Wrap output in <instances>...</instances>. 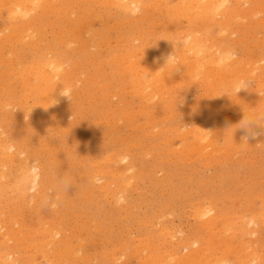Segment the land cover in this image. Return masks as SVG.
Here are the masks:
<instances>
[{
	"label": "bare ground",
	"instance_id": "1",
	"mask_svg": "<svg viewBox=\"0 0 264 264\" xmlns=\"http://www.w3.org/2000/svg\"><path fill=\"white\" fill-rule=\"evenodd\" d=\"M217 2L218 0H0V264H78L83 260L86 264L100 262L99 260L98 262L94 261V257L100 255L99 251L106 249H99L96 254L93 251L94 248L91 249L93 246L90 248L86 241L87 237L83 239L81 233L64 239L63 237L66 235L60 227V222L46 224L45 221L37 224L36 221H34L35 223L31 222L32 219L25 220L20 217L22 213L29 214L39 211L40 205L47 199L53 203L52 205L61 202L63 193L68 194L71 189H77L80 194L91 196H95L96 192H101L104 197H109L111 200L109 202L113 204H120L126 199L128 186L133 184L131 182L139 174L138 144L129 141L119 145L113 144L111 153L102 159L94 160V168L89 165L88 168H85L82 163L84 165L86 161L89 162V155L84 150L88 141L95 134L94 130L87 126L86 116L88 114L92 118H100L105 122H114L118 119L129 122L134 115L132 104H135L134 108L137 107L138 114L146 116L147 124L162 128L172 118L179 103L182 104L184 98L182 94L189 88L200 87L207 101L204 98L202 100L196 98L197 100L186 111H182V115L185 116L189 125L188 128L184 129L181 125L182 130H179V127L175 130L159 129L165 134V138L161 141L163 145L171 148L172 137L167 136L169 133H174L178 136L177 139L180 140V144L179 142L178 144L181 146V150L176 147L178 151L175 145L172 146V150L174 148L173 151H177L174 154L182 156L179 151L183 149V152L186 151V153L194 151L198 158V153L204 156L207 154L221 156L220 153L228 149L237 147L238 150L241 146L245 147V136L253 139L247 129L236 127L243 120L244 113L252 115L250 109L254 104L257 105V108L264 105V101L261 100L264 93L260 90H263L264 86V71H262L264 65L257 66L258 60L261 59V56L258 59L257 54L255 61H253L255 54L250 56L253 61L251 65L243 63L246 57L238 61L236 58L233 59L231 54L235 55V44L241 35L252 34L251 37H253V34L260 33L264 38V0H230L229 6L223 9L216 8ZM187 34L197 37L199 43L206 45V55L198 59L190 49L186 48L178 53L183 64L178 72L171 75L170 71L159 70L164 63L163 58L173 51L172 45L168 41L160 39L183 37ZM257 37L259 36L257 35ZM246 44L245 42V47L248 45ZM261 45L259 44V46ZM252 46H250L251 49H253ZM257 46L255 47L258 48ZM247 47L249 48V45ZM256 48L252 50L255 51L254 53H256ZM261 51L259 49V52ZM261 61L259 60V62ZM247 62L250 60L248 59ZM217 64L223 66L218 67ZM256 68L257 70H255ZM258 69L262 72L254 74L255 71H259ZM248 78L254 81L256 88L261 87L259 90L263 95L257 94L261 101H258L259 97L256 98L255 93L253 96L257 101L251 102L250 94L252 92H249V97H246L242 94L241 96L237 95L233 90L239 81ZM62 88L70 92L71 101L60 95ZM113 96L116 97L115 100H112ZM54 99L57 101L55 104H53ZM200 100L201 103L205 100L206 103L212 104L211 107L214 103L220 104V107L223 104L224 107L236 105L241 117L238 116L240 119L236 120L234 125L233 122L228 123L232 125L230 127L215 121L203 124L195 123L196 114L199 113ZM258 102L261 106L258 105ZM204 103L202 104L204 105ZM251 103L254 104L251 105ZM201 107L203 106L201 105ZM220 110L222 111V109ZM254 112L257 114L258 111ZM225 114L227 115V113ZM69 117L73 119L66 121ZM196 121L200 120L196 118ZM45 122L47 125L54 123L59 125L62 135L58 134L57 140L47 137V129L35 133L34 128ZM141 123L138 125L140 126ZM119 128L122 129L120 125ZM261 129H264V126L263 128L259 125L252 126V132L256 134H259ZM247 140L249 144V138ZM140 146L138 145V147ZM69 147L73 151H68ZM227 152L229 151L225 153ZM237 155L232 154L233 158ZM186 157L188 156L186 155ZM212 158L214 157L212 156ZM223 159L221 160L225 161ZM228 159L230 158L228 157ZM221 160H218L219 163ZM103 162L107 165H103ZM72 180L78 181V186L71 188L70 185L71 189L65 191L64 181ZM250 183L248 184L250 185ZM246 193L244 192V194ZM258 199L254 201L258 202ZM207 206L195 210L194 214L203 229L211 230L221 216H217V212L214 213L213 208ZM227 216L224 217L227 218ZM257 216L261 218V216ZM164 217L163 219L166 218ZM249 219L248 222L252 223V217ZM228 220L230 221V219ZM228 220L229 225L232 224ZM244 220L245 218L242 219V222ZM223 221H225L224 218ZM254 223L252 224L254 225ZM249 225L247 224V226ZM225 226L224 223L221 226L222 229ZM234 229L228 228L231 231ZM244 229L247 230V228ZM255 229H251L250 232L247 230V232L252 234ZM72 230L75 232L74 229ZM89 230L93 231V229ZM219 230L217 229V231ZM228 230H221V234L223 235V231L227 232ZM82 232L88 236L89 232L86 229ZM169 232L166 228L161 227L159 237L163 241L168 240L171 244L174 242L173 240L171 242L174 230L172 233ZM240 232L239 239L242 237V231ZM206 233L207 231L204 235ZM215 233L219 235V233ZM227 235L225 236L224 233V238ZM228 236L233 239L237 237L236 234L232 236L231 232ZM219 237L222 236L219 235ZM233 239H229L231 245L234 243ZM214 240L218 242L217 239ZM241 241L240 239L239 243ZM157 242L156 239V242L154 241L151 245L155 248ZM222 242H220L221 245ZM188 243L185 242L182 246L186 249L183 250L185 253L178 252L180 246L172 245L173 247H170L171 245H168L169 247L163 250L162 257H158L151 251V258L155 259V262L157 260L159 264L162 261V264H181V262L182 264L183 262L199 264L201 261L202 264H210L208 253L201 254L197 249L192 250L190 245H187ZM198 243L199 241L193 240L191 246L195 247ZM136 244L141 245V243ZM211 245L207 247L211 249ZM221 245H219L221 248H226L227 244L222 245L223 247ZM230 246L228 248L232 249L233 254L234 249L238 248L239 250V247L235 248V245L234 249ZM246 246L248 243L244 246L248 248ZM127 247L129 248V245ZM149 248L152 249L151 246ZM214 248L212 249L214 250ZM249 248L251 249L250 246ZM252 248L257 253L256 248L254 246ZM117 249L120 250V247ZM157 249L159 248L157 247ZM161 249L163 248L161 247ZM142 250L145 251V249ZM147 250L149 251V249ZM130 251L133 252L131 249ZM226 251L227 249L224 252ZM236 251L237 249L235 253H237ZM253 252H250V255L254 254ZM17 253L19 254L16 255ZM226 253L228 254V251ZM142 254L146 255V253ZM235 255L231 257L233 258ZM245 257L248 256H244V259ZM252 257L254 261L255 258ZM117 258L119 257L117 256ZM117 258H112V262L114 259L115 262H118ZM219 258L221 260V256ZM232 258H230V262H232ZM213 260L212 264L213 262L219 264V260L217 261L215 258ZM227 260L228 258H226V262ZM247 260L249 261V259ZM243 263L245 262L242 261ZM253 263L256 264V262Z\"/></svg>",
	"mask_w": 264,
	"mask_h": 264
},
{
	"label": "rangeland",
	"instance_id": "2",
	"mask_svg": "<svg viewBox=\"0 0 264 264\" xmlns=\"http://www.w3.org/2000/svg\"><path fill=\"white\" fill-rule=\"evenodd\" d=\"M259 34L260 33L253 34V37H251L252 34H248V35L245 34L246 38L244 35H241V37H239L241 40L239 38H238L239 39L238 40L236 38V36L233 35L235 37V39H237V43H236L237 46L235 44V47H236L235 58L238 59V61H239V59L241 61V58L244 59L246 57L245 61L242 60L243 63H249L251 65L253 63V61H255L254 59H256V56L258 55L259 56L258 59L261 56V59H259V60H262L261 62L263 64L261 62H259V60H258L257 66L261 67L264 65V55H263L264 54V47H263L264 46V41H263L264 38H263V36H261V34L260 35ZM249 35H250V37H248ZM257 35L259 37H257ZM251 38H252V40H250ZM254 39L257 41H255ZM249 40H250V42H249ZM245 42L249 45V48H250V46H252L251 45L252 43L255 44V45H253L254 47L252 46L253 49H251V48L249 49L247 47L248 46L247 44H246L247 46L245 47ZM257 44H258V46H257ZM259 44L260 45L262 44V45L259 46ZM255 46H257L260 49V51H261V49H263L262 50L263 52L261 51L262 55H261V52H259V49L256 48ZM254 48H256L258 50V52L256 50V53H254L255 51H252V50H255ZM250 56H253V61L251 60L252 58ZM248 59L250 60V62H247ZM255 70H257V68ZM262 71H264V70H262ZM262 71L261 70L255 71L254 74L258 73V72L261 73ZM247 80L250 81V83H251L249 90H241L237 95L241 96V94H242V96L249 97V94L252 92L250 94L251 95L250 96L251 102L257 101V99H255L253 96L254 93L256 94V98L259 97L258 101H261V100L264 101V95L260 94L261 92L264 93L263 92L264 86H263V90L260 89L261 90V92H260L259 88H261V87L256 88V85H255L254 81H252V79L248 78ZM256 92H258V93H256ZM201 94H203V93H202L200 87H193V88L187 89V91L182 94V96H184L182 104L179 103L178 109H175L172 118L168 122H166V126H164L162 128L161 127L160 128L159 127H153V125L147 124L146 116L141 114L140 112H139L140 114H138L137 107L135 106V108H134L135 104H132V107H133L132 110H133L135 116L133 115L130 119L131 121H129V122H126L125 120L121 119L122 121H124L123 124H122V121H120V119L115 120L114 122H112V121L105 122V120H102L100 118L99 119L92 118L88 114L86 116L87 126L91 127L94 130V133L96 134V135L94 134V136L89 140L90 142L88 141V143L86 144L85 150H84V152L87 155H89V162L93 157L94 158L92 161H94L96 158L102 159L107 154L111 153L110 151L112 149L113 144L119 145L120 143H128V141H129L132 143H136L139 146L141 145L140 147H138V145H137V148H138L137 152L139 155V158L137 160V162L139 164V167H138L139 168L138 169L139 174L136 178L133 179L134 181L132 180L133 182H131V183H133V184L128 186V189L126 191V199L124 201H122L120 204H113L112 202L111 203L109 202V201H111L110 198L104 197L101 192H96L95 196L80 194L79 192H77V189H71L72 187H75L76 185L78 186V184H79L78 181L72 180V181H69L70 183H72L71 188L69 186V188L67 189V190L71 189V191L68 194H65V192L63 193V196L61 198V202L59 201L58 203H55V205H52L53 203H51L49 201V199H47L40 205L39 211H35V212L29 213V214L28 213H22V216H20V217L25 218V220L32 219L31 222L35 223L34 221H36L37 224L43 223L45 221H46L45 222L46 224L47 223H59L60 222V227L62 228V231L66 235V237L65 236L63 237L64 239H68V237L70 238V237L74 236V234L80 235V233H81L83 239H85L87 237L86 241H88L90 248L93 246L91 249L94 248L93 251L96 254L98 253L97 251H99V249L100 250L106 249L105 251H99L100 255H95L96 257H94V261H96V262H98V260L100 261V262H98L99 264H115V263L116 264H146L148 262H149L148 264H159V262H157V260H156V262L154 261L155 259L152 260L151 255H150V254H152L151 251L156 253L158 255V257H160V256L162 257V255L164 254V253L162 254V252H164L163 250H165V248H167L171 245L170 247H173V246L179 247L180 246L178 248V252L180 254L182 252L185 253V251H183V250H186V249L182 248V246L185 244V242L186 243L189 242L187 245H190L189 247H191L190 249H192V250L197 249L201 254L208 253V255L210 257L208 259L211 260L209 262L210 264H212V261H214L213 260L214 258H215V260L217 259V261L219 260L218 261L219 264H222V263L226 264L228 261L229 262L231 261L230 258H232L231 256L232 255L234 256V254H236L237 256L235 255V257L232 258V262H230V263L228 262L227 264H242V261L245 262L243 264H246V262L248 261L247 259H249V261H248L249 263L247 262V264H250V263L252 264L253 262H256V264H258V262H260L261 264H264V238H263L264 235H262V234H264V224H263L264 223L263 222L264 221V217H263V215H264V210H263L264 209V147H263L264 146V129H261L262 133H261V130H259V132L261 134L258 132L259 134H256L253 137V139H252V137L251 138L249 137V144L247 143L248 140L244 141V142H246V144L244 143L246 145L245 146L246 148L244 146H241V147L238 146L240 149L238 148V150H237V147H234V148H231L230 150L229 149L226 150V151H229L227 153H225L226 151L225 152L223 151V153L221 152L220 153L221 156H216V154L215 155L207 154L208 157H206L207 155L204 156L201 153H198L199 156L197 158L196 157L197 153L195 155L194 151L190 152L193 154L192 155L189 152H187V153H186V151L183 152L184 151L183 149H182V151H179V153H182L181 154L182 156L184 153L185 157L184 156L182 157L179 154H174L175 152L177 153L178 149L181 150L180 149L181 146L179 145L180 140L177 139L178 136H176L174 133H169L167 136V137L174 138V139L171 138V140H172L171 141V148L167 147L166 145H163L161 142L165 138V134L162 132V130H159V129L166 130L169 128V130L170 129L175 130V129H178V127H179V130H182V127L184 129L189 127L185 116L182 114L184 111H186L190 107V105L195 100H197L199 98H201V100H202L204 98L207 101L206 96H204V94H203L202 96H204V97H202ZM257 94H260V96L263 95L261 97V100H260V96L259 95L257 96ZM186 98H188V99H186ZM113 99L115 100L116 97L113 96L112 100ZM201 100L199 101L200 103H201ZM204 101L205 100H203L202 103H204ZM206 101H205V103H206ZM200 103H199L200 107H198L199 113H198V115L196 114V117L194 120L195 123L203 124V123H208V122L210 123L211 121L212 122L215 121V122H218V124H221V123H222V125L227 124L230 127V126H232V125H229L230 123L233 122L232 124L234 125V123L237 122L236 120L240 119V117H241V114L238 111L239 108L236 105L232 104L229 107V105L227 106L225 104L229 108L228 109L226 106L225 107L223 106L224 104L223 105L221 104L222 107H220V104L218 105V103H216L218 105L217 106L214 103V105L211 107L212 104H210V103L209 104L204 103V105L201 103V105L203 106V107H201ZM184 104H185V106H184ZM253 104L251 103V105H253ZM254 105L252 106V108L250 107L251 108L250 109L251 114H256L254 111H256V112L258 111L257 114L261 111H264V105L263 104H262L263 108H262L261 104H259V102H258V105L261 107L258 106L259 108H257V105H255V106ZM234 106H236V107H234ZM217 107L218 108L220 107V108L218 109ZM254 107H256V108H254ZM223 108L226 112L223 110ZM260 108H261V111H260ZM220 109H222L223 112ZM207 110H208V113H207ZM209 110H210V112H209ZM252 112H254V113H252ZM225 113H227V115ZM234 113H239V114H234ZM185 115L187 116V114H185ZM239 115H240V117H238ZM89 116H90V118H89ZM196 118H197V120H200V121H196ZM201 118H202V121H201ZM72 119H73L72 117H69L66 119V121H70ZM226 119H230V120L228 121ZM232 119H233V121H232ZM139 120H141V121H139ZM88 121H90V122H88ZM141 122L143 123L142 126H141V124H142ZM260 122H262V121H260ZM89 123H91V124H89ZM139 123H141L140 126L138 125ZM134 124H135V126H134ZM184 124H186V125H184ZM119 125H120V127H122V129L119 128ZM181 125H183V126L181 127ZM52 127H54V128H52ZM144 127H146V128H144ZM261 127L263 128V126H261ZM43 129H47L46 130V131H48L47 137L52 139V140H57V138L59 137L58 134L62 135L61 130H59V125H57L56 123L47 125V123L45 122L42 125H40L39 127L34 128L35 133H39V131H41ZM121 130H123V131H121ZM124 130H126V131H124ZM107 133H109V134H107ZM108 135H109V137H108ZM176 140H178L177 143H175ZM262 140H263V142H262ZM250 141H252V142H250ZM143 142H144V144H143ZM178 142H179V144H178ZM254 142H255V144H254ZM261 142H262V144H261ZM69 143H70V141H69ZM176 144H177V146H176ZM244 144H241V145H244ZM174 145H175V148L176 147L178 148V149L176 148L177 151L176 150L173 151L174 148L172 150V146H174ZM68 151H73V149L71 147H69ZM171 151H173V152H171ZM232 154L233 155L238 154V155L234 156V158H233ZM186 155L188 157H186ZM212 156L214 158H216V160H214V158H212ZM220 157H221V159L224 158L223 160H225V161H222L220 159ZM228 157L234 162H232L230 159H228ZM218 160H221L220 161L221 163H219ZM92 161L90 163L86 161L84 163V165L82 162L81 163H82V166H84L85 168H88V165L90 167L94 168L93 163H95V161L94 162H92ZM206 161H208V162H206ZM102 164L107 165L105 162H103ZM238 168H240V169L238 170ZM242 176H245V177L242 178ZM244 179H246V180H244ZM135 181H136V183H135ZM249 182H251L250 185L248 184ZM134 187H135V189H134ZM241 189H243V190L245 189L244 192H247V193L244 194L243 190L241 191ZM67 190H65V191H67ZM144 191H145V193H144ZM262 193H263V195H262ZM254 197L256 200L259 198L258 202L254 201L255 200ZM238 198H240V199H238ZM204 201H205V203H204ZM225 201H226V203H225ZM236 201H237V205H236ZM220 202H222L223 204ZM46 204H47V206H46ZM41 206H42V208H41ZM206 206L212 207L214 213L217 212L218 214L216 213V215L221 216V217H219L220 219L217 220V223H215V226L217 225L218 227L214 226L215 228L213 227V229H211V230L203 229L200 221L195 218L196 214H194V213H196L195 210L200 209V208H204ZM242 206H243V208H242ZM223 210H224V212H223ZM164 211L166 212V214ZM226 211H227V213H225ZM234 211L236 214L234 213ZM258 211H259V213H258ZM77 212H78V214H77ZM233 213L235 215L238 214V216L240 215L239 216L240 218L238 216H235ZM167 215L170 217H168ZM229 215H230V217H229ZM231 215H233V216H231ZM257 215L261 216V218L263 217V219H261L260 217L258 218ZM222 216H223L225 221H223ZM224 216H227V218L230 219V221ZM80 217H81V219H80ZM163 217L165 219H163ZM251 217L253 219L252 223L256 222L257 224L254 223V225H253L251 222L250 223L248 222V220H250L249 218H251ZM256 217H257V219H256ZM59 218H61L62 220ZM244 218H245V220L242 222V219H244ZM90 219L93 221V223H91L92 221ZM227 220L232 224L229 225ZM231 221H236V222H231ZM224 223L226 225L225 226L226 230H228V228H230L232 230L235 228L234 229V231H235L236 227H237V230L239 231L238 232L236 230L235 232H237V233H235L234 231H231V230L227 231V232L230 231L232 236H233V234L234 235L236 234L237 237L235 236L236 238L233 239V238H229L230 236H228V235H230V232L227 235V232H224V231H226L225 227L223 228L224 229L223 235L225 233V236L227 235V237L230 240H232V239L234 240V243L232 241V243H233L232 245L230 244V240L226 237L228 239L227 240L221 234L222 233L221 230H223L221 226H223ZM247 224L248 225L251 224V225L247 226ZM241 225H242V228H241ZM255 225H256V227H254ZM89 226H92V227H89ZM169 226H170V229H169ZM180 226H181V228H180ZM161 227L166 228V230L168 232L170 231L169 233H172L174 230V233H172V234H174L173 235L174 239L171 238V242H172V240L174 242H172L170 244V242L168 240L166 241V239H165L163 241L162 238L159 237V229H161ZM238 228H240V229H238ZM244 228H247L248 232H250L251 229H254V228H256V229L251 234V233H248L247 230ZM72 229H74L75 232H73ZM85 229H86V231L89 232L88 236H86L87 234L85 235L82 232ZM89 229H93V231L89 230ZM217 229H220V230L217 231ZM205 230L208 233V235H207V233L205 234L206 237H204L205 236L204 233L206 232ZM90 231H92V232L90 233ZM210 231H211V233H210ZM240 231H242V237L240 238L242 241L239 243V240H240L239 237L241 236ZM179 232H180L181 236L179 235ZM202 232H203V234H202ZM215 232L219 233V235L222 236V237H219L220 240L218 238L219 235L216 234ZM68 234H69V236H68ZM251 235H253V236H251ZM152 236H154V237H152ZM150 237H151V239H150ZM190 237H191V240H190ZM212 237H213V239H212ZM93 238L95 239V241ZM145 238H147V239H145ZM152 239L155 242H156V239L158 240L157 246L155 248L151 245V243L154 242ZM214 239H217L218 242H216ZM221 239L223 240V242ZM134 240H135V242H134ZM193 240L199 241L198 245H195V247H194V245L191 246V243L193 242ZM226 240L229 241V243H227ZM219 241L222 242L223 246L225 244H227V245L230 244L231 246L226 245V248H225L221 245V243ZM236 242H237V244H236ZM258 242H259V244H258ZM136 243H141V245L140 244L137 245ZM162 243H163V246H162ZM211 243H212V245H211ZM223 243H225V244H223ZM247 243H248V246H246V247H248V248H245L244 246ZM104 245H106V246H104ZM128 245H129V248L127 247ZM149 245L152 248L151 250L149 248L150 247ZM210 245H211V249L209 248ZM219 245H221L223 248H221ZM234 245H235V248L239 247V250H238V248H236L237 249L236 252L237 253L240 252V253H238V254L235 253L236 249H234ZM236 245H238V246H236ZM143 246H145V247H143ZM147 246H148V248H147ZM207 246H209V247H207ZM213 246H216V247L214 248ZM229 246L234 249L233 250L234 254L232 253V249L228 248ZM249 246L251 247L252 250L249 248ZM253 246L256 248V252L258 254L255 253V250H253V248H252ZM117 247H120V250H118ZM133 247H135V248H133ZM157 247L162 251H160L159 249L156 250ZM161 247L163 249H161ZM201 247H203V248H201ZM240 247H242V248L240 249ZM212 248H214V250ZM218 248H219V250L220 249L221 250L219 251ZM130 249L133 252H131ZM142 249H145V251ZM147 249H149V251ZM222 249L224 251H225V249H227L228 254L226 253L227 251L224 252ZM248 249H250L251 251ZM117 250H118V252H117ZM204 250H205V252H204ZM245 250H246V252H245ZM217 251L219 252V254ZM248 251H250V252L254 251L253 252L254 254L250 255V252H248ZM127 252H128V254H127ZM137 252H141V253H137ZM243 252H245V253H243ZM142 253H146V255L145 254L143 255ZM259 253H262V254H259ZM18 254L19 253H17L16 255H18ZM239 254H241V255H239ZM20 255H22V253H20ZM24 255H25V253H24ZM108 255H110V256H108ZM117 256L119 258H117ZM218 256L219 257L221 256V260ZM244 256H248L247 258L245 257L246 260L244 259ZM252 256H254V258H255L254 261L252 260V258H253ZM141 257H143V258H141ZM258 257H259V259H258ZM112 258H117L118 262H115V259H114V262H112ZM120 258H122V259H120ZM144 258H145V260H143ZM146 258H149L150 260L146 259ZM226 258H228L227 262H226ZM123 259H124L125 263L123 262ZM222 259H223V261H222ZM239 259H242V260H239ZM257 259H258V262L256 261ZM108 261H110V262H108ZM162 262H161V264H162ZM80 263L86 264V263H84V260L79 262L78 264H80ZM98 263H95V264H98ZM63 264H66V263H63ZM181 264H182V262H181ZM183 264H185V263L183 262ZM186 264H188V263H186ZM189 264H191V262ZM199 264H202V261ZM213 264H217V262H213Z\"/></svg>",
	"mask_w": 264,
	"mask_h": 264
},
{
	"label": "clouds",
	"instance_id": "3",
	"mask_svg": "<svg viewBox=\"0 0 264 264\" xmlns=\"http://www.w3.org/2000/svg\"><path fill=\"white\" fill-rule=\"evenodd\" d=\"M229 4H230V0H218L216 4V8L223 9L228 7ZM160 40L168 41L173 48V51L163 58L164 63L159 68V70L164 69L165 71H170L171 75L175 72H178L181 66H183L178 55V53L181 50L186 48L190 49L198 59L203 58L207 52L206 45L203 43H199L197 41V37H194L191 34H187L183 37H173L171 39H160ZM231 55L232 58L235 59V55L234 54ZM217 66L220 67L223 65L217 64ZM250 86H251L250 81L241 80L238 82L236 86H234L233 90L236 92V94H238L241 90H249ZM60 95L66 97L69 101H71L69 91H65L62 88ZM55 103H57V101L54 99L53 104ZM258 121H264V111L252 115H246L244 113L243 120L240 122V124H238V127L236 128L247 129L248 132L251 134V136L254 137L256 133L252 132V126L253 125L264 126V122H258ZM248 138H249L248 136H245V140H247ZM70 185H71L70 182L64 181V187L66 188V190L69 188Z\"/></svg>",
	"mask_w": 264,
	"mask_h": 264
}]
</instances>
